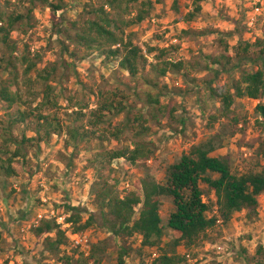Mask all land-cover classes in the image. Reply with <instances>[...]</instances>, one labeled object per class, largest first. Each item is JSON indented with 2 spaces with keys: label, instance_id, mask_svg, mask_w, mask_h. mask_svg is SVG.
<instances>
[{
  "label": "rangeland",
  "instance_id": "rangeland-1",
  "mask_svg": "<svg viewBox=\"0 0 264 264\" xmlns=\"http://www.w3.org/2000/svg\"><path fill=\"white\" fill-rule=\"evenodd\" d=\"M195 1L154 2L148 18L128 29V32L136 33L135 43L143 47L144 53H147L148 45L170 47L178 43L184 30L196 31V34L185 36L180 50L171 55L176 61H183L185 68L157 78L159 85L154 86L147 84L148 78L155 77L150 66L134 78L120 68V60H107L105 56L100 57L99 52H91L75 42L73 37L77 30L88 20L96 18L92 11L101 6L103 0H65V9L56 17L41 0L34 4L31 0H0L1 12L25 15V21L18 23L12 32V40L17 43L19 51L31 58L41 55L40 70L57 67L53 84L64 91L61 104L63 117L68 123L80 125L74 112L79 108L72 104V110L68 109L67 97L71 90L72 95L73 90H78L79 99L95 106L100 89H120L129 97L133 111L130 117L142 112L149 119L151 131L146 139L153 142L155 151L153 158L144 159L138 165L124 159L111 166L96 168L91 165V159L100 149H120L131 144L134 138L131 131L120 139L82 143L77 149L66 146L65 136L54 135L40 148L29 149L26 165L20 163V166L24 165V171L0 185V231L4 234L0 252L2 264H84L95 245L105 249L97 251L102 264H118L123 248L129 251L126 264H153L161 251L144 249L141 252L143 238L140 235L118 237L103 226L104 218L96 195L106 186L105 182L116 188L121 196L138 191L137 182L151 172L159 182L166 184L170 167L179 162L183 154L218 135L223 138V145L212 155L228 158L234 172L244 174L264 168V159L260 155L264 128L258 125L256 113L259 100L237 99L229 118L214 127L209 126L210 115L221 108V99L213 95L211 87L231 85L243 72H255L262 67L261 62L242 61L237 49L240 43L264 40V0L261 14L256 16L253 26L249 25L250 16L255 14L250 0H202L201 13L194 21L186 22L184 17L195 9ZM140 3L141 0L131 4L132 12L127 18L137 15ZM231 31L239 35L229 36L227 33ZM259 53V46L251 50L253 58ZM154 55L148 54L150 62H156ZM222 55L231 59H222L221 64L215 65L213 59ZM7 75L5 73L3 77ZM32 75L35 79L37 72ZM41 88V85L37 87ZM149 93L158 96L161 103L151 104ZM21 109L24 108L18 104L11 106L0 98V143L4 131L11 128V118ZM128 116L127 113L118 116L114 124L124 125ZM35 127L36 123L29 120L11 129L16 137L22 138L24 133L36 135ZM214 177L218 175L214 174ZM202 187L205 200L216 202L217 197L209 190L208 184L203 182ZM162 201L161 215L167 225L175 205L169 197H163ZM67 203L86 211L84 221L91 215L94 217L92 226L78 233L83 240L82 246H77L73 238L75 234L65 223L67 212L64 205ZM259 203L257 214L249 216L248 211L237 212L228 225L212 231L210 239L199 248L188 252L180 246L178 252L190 253L189 264L264 263V254H258L259 248L264 247V194L259 197ZM40 214L43 219L57 220L67 229L68 242L60 253L50 251L45 241L48 235L56 237V233L43 237L36 234ZM176 237L177 234L167 227L163 246ZM218 244L223 245L225 251L219 253L215 248ZM66 256L71 260L66 261Z\"/></svg>",
  "mask_w": 264,
  "mask_h": 264
},
{
  "label": "trees",
  "instance_id": "trees-1",
  "mask_svg": "<svg viewBox=\"0 0 264 264\" xmlns=\"http://www.w3.org/2000/svg\"><path fill=\"white\" fill-rule=\"evenodd\" d=\"M41 1L51 8L54 17L65 9V0ZM162 1L141 0L137 15L127 18L126 16L132 12L131 4L139 3L140 0H103L102 5L92 11L96 18L88 20L77 30L73 38L89 51L99 52L100 57L120 60V68L128 71L134 78L150 66V71L155 73V77L148 78L147 84L158 86L157 78H164L170 72H179L185 68L183 61H176L171 55L180 50L185 36L193 32L196 34V31L184 30L178 37L177 44L163 48L148 45L147 53H144L143 47L135 43L136 33L128 32V29L144 22L154 2ZM201 1H195V9L184 17L186 22L194 21L201 13ZM31 2L34 4L36 0ZM25 19L22 13L0 11V52L2 50L0 98L9 102L11 106L18 104L24 108L11 118V128L18 123L32 120L36 123L34 130L36 135L29 136L24 133L22 138H19L10 127L4 131L3 142L0 143V185L24 171L29 149L40 148L43 142H49L54 135L65 136L66 146L77 149L82 143L92 140L106 141L110 138L120 139L122 135L131 131L134 137L131 144L120 149H100L95 153L90 162L96 168L111 166L122 159L132 165H138L144 159L153 158L155 153L153 142L146 139L151 131L149 119L142 112L135 114L133 118L130 117L133 111L128 102L129 97L123 90L100 89L95 106L79 99L78 90H73L75 92L73 95L71 90L70 96L67 97L70 103L68 109L72 110V104L73 107L79 108L74 112L80 125H72L65 120L61 104L64 91L53 84L57 67L40 70L38 64L42 61L41 55L37 54L35 58H31L30 55L20 52L17 43L12 40V32L16 25ZM227 34L239 35L235 31ZM255 46L260 47L257 58L251 55V50ZM226 48L229 50V45H226ZM237 50L238 55L242 56V61L261 62L262 67L255 72H243L231 85L211 87L213 95L221 99V108L216 114L210 115L209 126L214 127L224 118H229L237 99L250 98L259 100L256 107L257 123L264 128V40L240 43ZM152 53H155L156 62L149 61L148 54ZM208 58L213 59L210 56ZM222 59L231 58L222 55L220 58H214L213 63L219 65ZM34 72H37L35 79L32 75ZM5 73L8 75L4 78ZM40 85L42 88L37 89ZM148 99L153 105L161 103L158 96L151 93L148 94ZM125 113L129 115L127 122L122 126L115 125L114 119ZM222 139L219 135L210 138L195 145L190 153L183 154L180 161L170 167L166 184L159 182L151 172L137 182L138 191L121 196L116 188L105 182L106 186H103L96 195L97 205L104 218L103 226L118 237L140 235L143 238L141 252L144 249L161 251L153 260V264H189L187 255L190 253H179L180 246H184L188 252L199 248L210 239L212 231L228 225L237 212L248 211L249 216L257 214L259 197L264 194V168L261 171L238 174L233 171L228 158L212 155L222 147ZM260 149V155L264 159V137ZM21 161L24 165L20 166ZM214 174L218 177H214ZM203 182L215 193L216 202L205 200ZM163 197H169L175 205V211L170 215L167 225L164 224L161 215ZM64 208L67 212L65 223L69 224L74 234L88 230L92 226L93 215L84 221L86 211L81 207L67 203ZM167 227L172 229L177 237L163 246ZM35 230L39 237L56 233V237L48 235L45 238L50 251L60 253L62 246L68 242L67 229H64L57 220L42 219ZM3 237L4 234L0 231V252ZM104 250L101 245H95L92 254L83 263L102 264L97 251ZM262 253L264 254V247L258 250V254ZM128 254L129 251L123 248L119 254L118 264H126ZM65 260L70 261L71 257L66 256Z\"/></svg>",
  "mask_w": 264,
  "mask_h": 264
},
{
  "label": "built area",
  "instance_id": "built-area-1",
  "mask_svg": "<svg viewBox=\"0 0 264 264\" xmlns=\"http://www.w3.org/2000/svg\"><path fill=\"white\" fill-rule=\"evenodd\" d=\"M250 2H251L252 11L255 14L250 16L249 25L253 26L256 21V16L261 14V10H262L261 5L263 4V0H250ZM43 218H44L43 215L40 214L39 219L42 220ZM73 238L77 246H82L83 240L81 238V234H75ZM215 248L219 253H222L223 251H225V247L221 244L216 245ZM154 256H156V253H154ZM187 256L191 258L190 254H188Z\"/></svg>",
  "mask_w": 264,
  "mask_h": 264
},
{
  "label": "crops",
  "instance_id": "crops-1",
  "mask_svg": "<svg viewBox=\"0 0 264 264\" xmlns=\"http://www.w3.org/2000/svg\"><path fill=\"white\" fill-rule=\"evenodd\" d=\"M3 256V255H2ZM5 257H7V256H5ZM191 262V261H190ZM3 263V259H1V257H0V264H2Z\"/></svg>",
  "mask_w": 264,
  "mask_h": 264
}]
</instances>
